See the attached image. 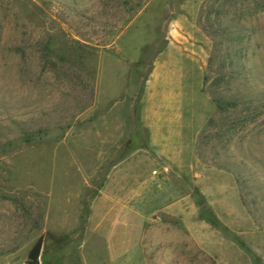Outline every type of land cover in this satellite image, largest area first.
Masks as SVG:
<instances>
[{
	"label": "rangeland",
	"instance_id": "rangeland-1",
	"mask_svg": "<svg viewBox=\"0 0 264 264\" xmlns=\"http://www.w3.org/2000/svg\"><path fill=\"white\" fill-rule=\"evenodd\" d=\"M206 1L0 0V264H27L41 234L40 264H264V0H208L241 32L220 45ZM195 26L215 109L204 170L182 178L150 146L142 96L171 30ZM235 44L239 79L220 67Z\"/></svg>",
	"mask_w": 264,
	"mask_h": 264
},
{
	"label": "crops",
	"instance_id": "crops-1",
	"mask_svg": "<svg viewBox=\"0 0 264 264\" xmlns=\"http://www.w3.org/2000/svg\"><path fill=\"white\" fill-rule=\"evenodd\" d=\"M170 33L169 42L158 53L145 82L142 118L149 126L150 146L163 168L173 170L183 178V172L204 170L205 165L197 157L195 145L200 129L215 108L211 98L202 90L207 36L198 26L188 35L175 28ZM182 90L185 91L184 100ZM198 105L204 109L200 115ZM198 180H193L194 184ZM187 199V195H179L173 206L182 207Z\"/></svg>",
	"mask_w": 264,
	"mask_h": 264
},
{
	"label": "trees",
	"instance_id": "trees-1",
	"mask_svg": "<svg viewBox=\"0 0 264 264\" xmlns=\"http://www.w3.org/2000/svg\"><path fill=\"white\" fill-rule=\"evenodd\" d=\"M224 3L225 2H220L217 5V8L215 10V19L214 20H210L206 13L207 11H205L206 8V4H208V0L205 3V7H203L202 12L204 13L205 11V23L202 24V29L209 35L211 36H217L219 38V45L223 42H231V41H239L241 38V32L239 30V28L237 27V25H234V27L231 28L223 26V12H224ZM238 3L237 0H234L232 2V4L236 5ZM233 16H235L238 20L239 15L238 14H234ZM232 20H235L234 18ZM218 45V44H217ZM222 49V48H221ZM215 50H216V45H215ZM222 54H219V58H221L220 61V67H225V63L224 60L227 57L228 61L227 64L230 67H233L234 69L228 74V77L231 79H239L243 76H246V72L244 71L245 68V64L242 61L243 58V49L241 48V46H238V44L236 45H227L225 48H223L222 50ZM226 73L222 72V70L219 68L217 75L215 77V83L213 84H217L220 83L221 81L224 80ZM206 79V78H204ZM213 98L215 99L217 108L220 111H226L229 109V107L231 105H233V103L229 102V101H224V97L222 94H220V90H215L213 92ZM226 121H223V125H227ZM232 125V124H231ZM227 125V127H231ZM233 127V126H232ZM213 161V160H212ZM216 164L219 165V162H215ZM223 165H226L225 163H223Z\"/></svg>",
	"mask_w": 264,
	"mask_h": 264
},
{
	"label": "water",
	"instance_id": "water-1",
	"mask_svg": "<svg viewBox=\"0 0 264 264\" xmlns=\"http://www.w3.org/2000/svg\"><path fill=\"white\" fill-rule=\"evenodd\" d=\"M43 240L44 235L41 234L28 254L27 264H40V254L42 250Z\"/></svg>",
	"mask_w": 264,
	"mask_h": 264
}]
</instances>
